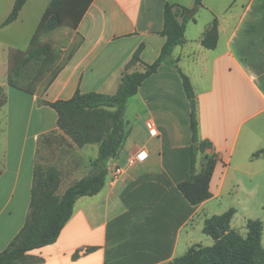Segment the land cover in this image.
I'll return each instance as SVG.
<instances>
[{"label":"crops","instance_id":"0c3cea01","mask_svg":"<svg viewBox=\"0 0 264 264\" xmlns=\"http://www.w3.org/2000/svg\"><path fill=\"white\" fill-rule=\"evenodd\" d=\"M30 1L24 2L16 19ZM13 2L5 0L6 11ZM165 2L188 9L195 5L194 0H91L77 27L70 28L76 44L50 82L44 77L33 93L7 85L4 104L12 94L19 102L25 100L22 107L16 103L25 115L7 121L0 138V251L26 220L33 170L48 135L68 138L79 155L78 161L69 163L67 182L60 179L59 194L86 175L90 160L97 156L96 143L74 144L57 127L56 112L40 101L67 99L77 90L112 94L123 66L141 44L140 59L153 62L165 40L160 33ZM193 17L171 56L192 85L198 139L208 143L196 156V171L204 155L215 159L210 196L192 205L177 188L188 178L192 108L179 72L163 63L127 100L125 138L108 163L103 187L76 199L56 240L27 252L29 264L167 263L190 246L202 245L204 220L231 207V202L222 200L228 175L231 186L238 189L236 173L251 176L264 171V153L253 156L264 147V119L249 124L238 146L242 125L264 113V90L256 82L263 77L264 86V0H201ZM214 17L217 42L214 48H205L200 39ZM90 144H96L93 156H86L84 148ZM139 149L145 150L146 157L129 165L128 156ZM82 166L84 172L74 177ZM116 167L122 172L113 177ZM240 202L237 198V207ZM235 213L230 228L245 235L249 216L242 212L238 222Z\"/></svg>","mask_w":264,"mask_h":264},{"label":"trees","instance_id":"16d2710c","mask_svg":"<svg viewBox=\"0 0 264 264\" xmlns=\"http://www.w3.org/2000/svg\"><path fill=\"white\" fill-rule=\"evenodd\" d=\"M26 0H14L13 6L2 21L4 26L16 19ZM91 0H50L45 8L37 28L32 35L29 47L25 51H15L13 65L7 76L9 85L33 93L46 74L44 65L49 61L51 46L41 42V32H48L60 26L76 28ZM201 5V0H194ZM190 9L165 2L163 6V26L161 35L165 40L157 58L146 63L139 57L142 44L132 53L123 66L119 83L112 94L96 91L77 90L70 98L53 102L41 100L50 106L57 115L56 125L77 146L89 143L97 144V156L90 160V171L69 184L62 194L57 193L60 182L59 171L54 167L45 170L34 167L33 182L26 220L8 245L0 251V264H29L27 252L53 243L60 230L72 215L77 198L94 195L101 190L108 173V163L114 158L125 138L123 115L127 100L136 93L142 81L155 72L159 65L166 63L180 74L187 99L194 100L195 95L188 77L180 70L171 53L176 45L183 42L185 24L193 20ZM217 42V20L214 17L203 32L200 43L205 48H214ZM33 58L41 62L21 83V69ZM61 65L51 73L47 83L55 76ZM140 69L130 70L132 67ZM4 98L0 101V107ZM191 143L197 142L194 149L190 146L188 178L177 183V188L192 205L210 196L208 189L215 159L203 156L201 169L196 171V156L204 151L208 143L198 139V121L195 112L190 115ZM264 153V147L256 150L253 156ZM234 208H228L220 214H214L204 220L202 231L213 238L211 245L194 244L186 252L164 264H264V247L261 243L262 222L259 219L246 220V233L241 235L230 228Z\"/></svg>","mask_w":264,"mask_h":264},{"label":"rangeland","instance_id":"374dc122","mask_svg":"<svg viewBox=\"0 0 264 264\" xmlns=\"http://www.w3.org/2000/svg\"><path fill=\"white\" fill-rule=\"evenodd\" d=\"M48 1L49 0H31L29 7H27V9L15 21L2 26L1 22L6 18L9 11H6L5 0H0V84H4L0 87V101H2L6 95V90L8 88L7 76L10 67L13 65L14 52L19 50L25 51L29 47L30 39L37 28L43 8ZM196 6L197 5H193L190 10ZM39 38L41 42L49 43L52 48L51 55L49 56L50 62H47V64L44 65L46 68L45 79H47L51 76V73L55 68L67 58L76 44L77 37L76 35H73L70 27L60 26L48 32H41ZM40 62V58H33L21 69V74L18 76L21 83H26L28 81V76L33 75V71H35ZM262 79L263 77L256 78V82L260 85V88L264 90ZM22 95L25 96V94ZM18 102L19 101L13 98L12 94L10 95L8 103H3L0 107V138L4 135L7 121L11 122L13 120H21L24 118L25 112L21 107L24 105L25 100ZM16 103L21 105L20 109L16 108ZM194 112L196 114L195 109ZM262 119H264V113L258 114L253 120L245 122L242 125L238 138V146L244 141L249 124L253 122L259 123ZM260 129L261 127H257V132H259ZM262 139L264 140V133L262 134ZM70 143L71 142L68 141V138H65L62 135H48V138L45 141L43 140L40 145V152L37 161L38 167L43 170L49 167L56 168L59 171L60 179L65 183L68 180H66V177L68 178L69 163L79 160L78 153H75L72 149V144ZM95 146L96 144L86 146L84 148L86 152L85 155L93 156V147ZM84 170V166L78 168L74 177L82 174ZM235 178L239 181V188L236 189L231 186L232 178L228 175L226 182V189H228L227 192L224 191V198L222 200L224 203L231 202V208L236 210L235 216L237 217L236 219L238 222L242 221V212H246L249 218L261 220L263 226V243L262 241L261 243L264 247V171L251 176L236 173ZM69 180H71V178ZM63 182L61 183L60 188L64 185ZM237 198L241 201L239 207H237ZM213 205H215V208H218L216 203ZM200 235L206 237L204 241H202V245L207 246L212 244L213 241L210 236L207 234Z\"/></svg>","mask_w":264,"mask_h":264},{"label":"built area","instance_id":"2783aa9c","mask_svg":"<svg viewBox=\"0 0 264 264\" xmlns=\"http://www.w3.org/2000/svg\"><path fill=\"white\" fill-rule=\"evenodd\" d=\"M146 157V152L143 149H139L136 152L132 153L131 155L128 156L127 158V163L129 165L134 164L137 161H142L144 158ZM122 172V168L121 167H116L114 168L111 173L112 176H116L119 175Z\"/></svg>","mask_w":264,"mask_h":264},{"label":"water","instance_id":"95a60500","mask_svg":"<svg viewBox=\"0 0 264 264\" xmlns=\"http://www.w3.org/2000/svg\"><path fill=\"white\" fill-rule=\"evenodd\" d=\"M196 8H197V6L194 7L193 9H191L190 12H193ZM190 105H191V108H192V110L194 112V109H195V102H194V100H190ZM197 144H198L197 142H193L192 143V147L195 149L197 147Z\"/></svg>","mask_w":264,"mask_h":264}]
</instances>
